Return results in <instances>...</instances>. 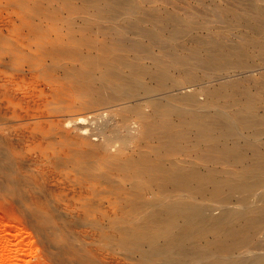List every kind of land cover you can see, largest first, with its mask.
Returning a JSON list of instances; mask_svg holds the SVG:
<instances>
[{"label":"bare ground","instance_id":"obj_1","mask_svg":"<svg viewBox=\"0 0 264 264\" xmlns=\"http://www.w3.org/2000/svg\"><path fill=\"white\" fill-rule=\"evenodd\" d=\"M18 1L17 0H0V5L1 4H4L5 6L11 5V7L15 8V6H17L18 4ZM86 1L88 3L89 8L90 7H93L95 9L100 8V11L103 10L104 13L105 11L107 13V10L113 11L116 7L121 8L119 6H125V8L131 11L132 15L135 14V12H137L140 9L139 5H137L136 3H132L129 0H119V1L118 0H112V1L111 0H86ZM244 1L249 10V15L245 18V22H246L245 24L250 29V32L248 33L239 32V34H237V38L234 40L226 41L225 39H227V37L225 35H222L223 33H221L222 28L226 30L227 27H229L230 25L236 26V24H238V20L236 16L234 15L231 16V22H229L228 25L226 24L225 27H220V26L213 25V24L211 25L206 22L200 23V22L192 21L178 14H172L170 12L166 13L165 11L162 10L163 13L158 12V13L153 14V18L149 21L142 19V18H138V17L133 19L129 16H125V18L122 19L123 25H125V27L127 28L125 29L129 31L133 36L132 38L125 39L126 37L124 38V36L121 35L119 36V42H122L123 45L131 49V52H133L132 53L133 54L132 57L134 59L133 61L125 60L126 58L124 57L123 54H116L115 52L113 53L112 48H109V47L105 48V46L103 47L102 50L97 49L101 51L95 53L94 55H92L91 53L85 55L87 56V58L85 59H88L86 61L87 62L86 65H90V66L92 65V67L93 65L94 67L96 66L95 69L97 72V77L95 78V80L100 81V83L103 85V88L108 87L113 92V96L115 94L118 97V99H115L116 101L118 100V102L115 104L116 106L115 108H111L106 111L108 113L107 114L108 116H106L107 118H105L106 120L98 121V122L95 121L97 127L95 128V132L92 133V136L93 135L95 137L97 136L96 138H98L99 140L102 139L100 141L101 144L102 142H104L102 145L94 141L85 142V139L87 138L85 136L87 130H85V128H81L82 127L81 125L82 124L84 125L85 119H86L85 122H87L88 120L87 118L84 117L85 119H83L78 114L77 116L79 117H77L75 121H73L71 120V118H68L71 115L67 116V118L69 119V124L71 121H73V123L77 125L76 130H79V132L77 133L76 139L74 140L77 146L83 147L86 145V146H89L90 148V150L87 151V155H85V152L81 153L80 150H77L78 153L73 151L74 153H72L71 156L66 155V157L70 158L78 166L76 170L79 171L80 169L83 168V169H87L88 171L95 172L94 169L97 166L93 165L92 163L93 160L91 161V159L96 154L95 155L93 154L95 153V151H99L100 149H102L104 150L103 154L106 156V159H108L110 156H112V154L107 153V151L109 149V145H112L111 142L113 139L115 140L116 138H118L119 142L122 141V143L127 144L129 141L131 142L133 140H136V141L138 139L140 140V138L138 137L143 131L145 132V136L147 135L146 134L147 132L149 134L147 135V137L157 142L154 148H152L151 146V150L149 151L140 150L139 152L137 151L135 152V153H138L137 157H135V155L134 157L126 156V158L123 160L120 157V155L122 153L121 149L124 150V148L120 147L121 144L118 145V148L119 147L120 148L117 149L116 152L115 151L114 152L116 153L115 154V156H117L116 158L120 159L119 160L120 162L116 161V165L118 164L117 162H119L117 169L121 170L122 172L116 175V178L114 177L115 175H113V177L112 176L108 177V175L110 176L111 174H106L105 172L100 173L101 171L99 172V170L96 174L98 175V177L99 176L101 177V174H103V176L107 175L106 177L102 176L103 179L102 177L101 178L99 177V179H102L105 181L104 178L106 179L108 178L107 182L111 181L110 182L111 184L109 185V187H110V192L112 193V196L106 199L105 201L107 202L110 208L112 207V208L117 209L116 211H110L108 213H105L104 215H101L100 213L101 216L99 217H101L102 220L101 218L99 220H101V222L105 221V223H103L105 225L107 222L111 225L110 228L106 227V230H108L110 233L113 232L111 233L112 235L109 236L111 237L110 239L114 240L116 244L122 246V248L125 247L126 253L127 251L131 249L139 253L138 255L139 259L136 263L134 262L135 264H264V0H244ZM20 2L24 3V0L23 1L21 0ZM29 3L27 5H29ZM32 9L36 10L35 8H32ZM41 9H44V8H41ZM128 10L125 9L126 12ZM218 10L220 11V9ZM21 11L22 10H20V12ZM50 11L52 12V10ZM155 11H156V8H155ZM35 12H37V10ZM119 12L118 14L115 13L116 15L113 13L115 18L117 15L121 16L122 12L121 13ZM31 13L29 12V14ZM49 15H51V13ZM120 16H117V17H120ZM17 17L19 18V15ZM29 17L31 18V16ZM37 18L39 17L37 16ZM113 20H114L113 16L109 18L108 22L111 24V26H108V27H110L109 29L115 31V30H118L120 27L117 29V26H116L117 24H115ZM84 21L85 19L83 18V22ZM38 22L41 23V21H38ZM67 24L70 25L71 23L67 22ZM73 25L75 26L76 24H73ZM83 26L85 27V25ZM121 27L124 28L123 26ZM57 28H58L57 25H55L54 30H56ZM99 28H102V27H99ZM103 28H106V27H103ZM30 30H32V28ZM48 30L46 31L48 32ZM104 30L102 31L105 32ZM37 31L39 32L40 30H37ZM44 31L45 30H43V33ZM58 31L59 30H57V32ZM127 31H124V32H126L127 35L130 34ZM115 33H118V32H115ZM48 37L50 38V36ZM69 37L70 38L72 37L71 34ZM56 39L54 42H57ZM80 40L83 41V39H79V41ZM59 41L62 42V39ZM74 41L78 42V39ZM61 42L59 43L62 44ZM87 42L86 44H84L85 46H87V44L90 43V42L89 43ZM91 42H93L94 44V40ZM82 43H84V41ZM105 43L106 42H104V44ZM56 45H58V43ZM97 45L100 46L101 44H97ZM36 46L38 45L36 44ZM64 46L66 45L64 44ZM64 46H62V48ZM82 46L83 45H80V47ZM125 46L123 47L127 48ZM71 47H74V46L72 45ZM88 47L91 48L90 46ZM62 50H65V49L63 48ZM0 51H1V48H0ZM125 51L126 50H124V52ZM118 52H119V49H118ZM20 53L22 52L20 51ZM71 53H73L74 55V57L73 56L69 57V59L71 58L70 59L71 61H73L72 58H78V60H83V59H79L78 55L81 56L79 52L73 51ZM141 53H143V55H140ZM83 56L84 55H82V57ZM145 58L148 60V62H144L142 60V59L145 60ZM55 60L57 61L58 59L54 58V62L56 63ZM54 62L52 63L54 64ZM74 62L75 61H73L72 63ZM78 64L79 63H75V65H78ZM84 64L85 63H83V65ZM44 65H46L47 67V64H44ZM56 65H57L56 67L58 68V62L56 63ZM69 68L71 69V67ZM39 69L41 70L42 68H39ZM95 69H94V72H92L90 69H87V70L85 69V70H86L87 75H90L91 77L94 78V76H96ZM14 71H17V70L15 69ZM21 73H23V71ZM3 80H5L4 77H3ZM88 80H90V77ZM9 82L10 81H8V83ZM84 82H85V79H84ZM5 83H7V81ZM9 85L11 84L9 83ZM14 86L16 87V85ZM78 86H81V85H78ZM10 87L11 86H9V88ZM9 88L8 90H10ZM12 88L13 87H11V90H13ZM21 88L18 89L20 90V92H21ZM26 88L27 87H25L23 90H27ZM86 89L89 90V88H86ZM18 90H17V94H18ZM89 91H92V90H89ZM89 91L83 95L89 94ZM8 92L12 93L13 91H8ZM91 93L89 95H91ZM98 94H101V93L98 92ZM13 95H14V92H13ZM78 96L82 97V95L81 96L78 95ZM113 96L112 98L114 99L115 97ZM107 99H109V97ZM102 101H105V100L102 99ZM102 101H101V104H103ZM110 102L111 100L108 103L106 101L107 104H110ZM88 105H91V104L89 103ZM93 105H96V104L93 103L92 106ZM131 106L134 107L135 110L138 112L137 118L136 117L130 118V117H127L125 115L118 113V111L123 110L127 107H131ZM72 107L73 106L69 108H72ZM75 108L73 107V109ZM15 110L17 109L15 108ZM98 110H100L101 112L100 108ZM126 110H127L126 113H128L129 109H126ZM121 112H124V111H121ZM32 113L34 114L35 112H32ZM129 113L131 114L130 111ZM38 114H40V112ZM93 114L95 117L94 120H97L96 118L97 116H95V113H92V116ZM104 114L106 113L104 112ZM100 115L102 116L103 114H100ZM46 117L48 118V116ZM67 118H65L64 120L65 122ZM7 120L8 119H6V122ZM67 124H64V126ZM69 126L72 127L75 125L70 124ZM69 126H67V128ZM155 127H158V131L157 132L155 131L154 133L152 130L153 128L155 129ZM50 131L52 130L50 129ZM150 131H152V133ZM4 136L5 135H3L2 137ZM44 138L46 139V137ZM62 138L65 139V137H63V134H62ZM7 140L4 139V143L5 141L9 143L10 141L9 137ZM70 143L67 144L66 148H68ZM117 143L118 142H116V145ZM60 144H63V143H60ZM128 146H127L128 148L127 150H130L129 149L130 146L129 147ZM80 147H77V148H80ZM146 149H148V146ZM1 151H0V166L2 165V162L8 164L9 161L14 160V159L13 160L5 159L7 158L6 154L8 153H4V151H2L5 154L3 155ZM7 151L8 149L6 150V152ZM48 157L50 158V156ZM54 158H52L51 156L50 159H54ZM94 158H96V156ZM4 159L6 160V162L3 161ZM96 159L98 160V158ZM28 162L31 163V161H28ZM28 162L25 163L27 167L22 163V166H25L24 169L26 168L28 169L29 164H30ZM15 163L14 165L17 166V164ZM55 163L57 162L55 161ZM57 164H60V162ZM38 165L40 167V165H42V161ZM32 166H31V169L29 168L30 170L28 169V171H32ZM100 166H102V164H100ZM39 167L36 168V170H38ZM22 168L23 167H21V169ZM113 168H115V166ZM33 169H35V167H33ZM108 169L109 168H107V170ZM17 170L19 171V169ZM52 170H49V172ZM42 171L43 170H41L40 172L42 173ZM1 172L3 173V169H1ZM13 172L11 171V174ZM115 172H119V171H115ZM22 173H23V177H25L26 179V175L24 174V172ZM11 174L9 177L6 175L3 183L6 182L10 186L13 185V187H17L19 185V181H21L20 183H22L23 178L19 180L17 179V177L15 178V175L13 174H12L13 177H11ZM15 174L17 176L20 174L18 178H21L20 176L22 174L20 173V171H19V174L18 173H15ZM37 174L39 175V173ZM86 176H89V175L86 174ZM109 178L111 179L114 178V179L110 180ZM3 183H0V184L3 185ZM98 183L99 181L97 180V183L95 181L94 183L95 185L94 184L93 185L96 186ZM8 185L6 184V187ZM30 186L28 187L30 188ZM1 187H4V186H1ZM13 187H12V190L15 189ZM29 188H28V191H29ZM43 188L45 187L43 186ZM81 188H83L84 190V186ZM2 189L4 190V188ZM9 189L11 188H8V190ZM16 190L17 189H15V191ZM90 191H91V188H90ZM31 192L32 191L30 190V193ZM81 192H84V191H80V193ZM33 193L36 194L37 192H33ZM84 193L86 194V192ZM90 193L92 194V192ZM17 194L19 193L17 192ZM44 194L48 195L47 193H44ZM36 197H39V196H36ZM42 197H44V195H42ZM50 199L52 200L51 197L49 198V200ZM56 202L58 203V201ZM44 203H48V202L44 201ZM90 206L92 207L95 205L90 204ZM31 207H34V206H31ZM48 210L50 211L51 209H48ZM53 210L54 209L51 210L52 213L54 212ZM40 211L41 212L39 213H42L44 215L46 213L45 218L42 217L43 215L38 213L39 215H41L40 217L43 218V221L44 223H46V225L51 224V223L53 224L56 223L58 225V223L56 222L57 218L56 220H54L55 218H53L54 217L53 214L55 213L52 214L50 212H45L47 210H45L44 211L45 213H43L42 209H40ZM66 215L68 214L66 213ZM56 216L58 217V215ZM40 219L38 222L42 220ZM58 221L60 220L58 219ZM42 222H41V225L44 224ZM97 224L99 225V223H95V225ZM50 226L48 225L47 227H49L50 229ZM101 226L103 225H100L99 227L101 228ZM96 227L97 226H95V230L97 231V228L99 229V227L97 228ZM100 231L102 232L103 228L102 230H99L98 232L101 233ZM57 233L55 232L53 234L56 235ZM103 234L102 236L99 235V239H104L103 237L105 235L103 236ZM62 236L63 235H61V238ZM106 237L107 235L105 236V239ZM67 239H68V236H67ZM67 239L65 240L67 241ZM71 239H75V238H70V240ZM72 241L73 240H71L69 243L63 242L64 244L62 245H64V247L63 246L62 247L64 248V252L68 251L73 261L75 262L83 261L82 263L85 262L84 264H86L88 262L86 259H84L86 258V256H84L81 252H79L80 250L78 247L79 246L78 243L80 244L79 240H77L78 243L77 241L76 243ZM114 241H108V242L111 244H115ZM86 247L83 248L84 251L82 250L80 251H82L83 253H87L88 251L85 252V250H87ZM77 248L79 250H77ZM80 248H82V246ZM85 255H89V254H85ZM90 258L92 259V257ZM90 261L91 260H89L87 264H91Z\"/></svg>","mask_w":264,"mask_h":264},{"label":"rangeland","instance_id":"obj_2","mask_svg":"<svg viewBox=\"0 0 264 264\" xmlns=\"http://www.w3.org/2000/svg\"><path fill=\"white\" fill-rule=\"evenodd\" d=\"M20 1L21 0H19L18 4H17V6L18 5L19 6L18 7L15 6V8L11 7V5L5 6L4 4H1L3 7L0 5V10L2 11V12L0 11V16H1L0 17V48H1L0 64L2 62L1 66L3 65L2 67L0 66V87L2 88V89L0 88V119H1L0 120V135H1L0 136V140H1L0 141V151L2 150V151H4V153H8V154H6L7 158H5V159H7V160H13L14 159L13 161H9V163H11L13 165H11L9 163L6 164V163L2 162V165L5 164L4 166L7 167V165H8V167L6 168L2 165L0 166V183H3L8 172H9V174L7 176L8 177L10 176L11 171L12 172L15 171L12 173L13 175H15V178L17 177V179H19V180H21L23 178L22 183H20L21 181H19V185L17 187H13V185L10 186L6 182H4L3 185L0 184V264H84L85 262L82 263L83 261L82 262L80 261L81 263L73 261L69 252L68 251L64 252V248H63L64 245H62V244L66 243V242L69 243L71 240H73L74 243H76V241L79 240L80 244L77 241V243L79 245V246L78 245L77 246L82 251H84L83 248L87 246L86 247L87 250H85V252L88 251L89 253L88 252L83 253L78 248H77V250H79V252H81L84 256H86V258H84V257L83 258L86 259L88 262H89V260H91L90 261L91 264H93V263L94 264H135L139 259V256H138L139 253L137 251L132 250V249L129 250V248H128L129 251H127V253L128 254L133 253V254H131L132 256L129 254L130 255V257H129V255L125 252L126 251L125 247H124L125 248V250H124V248H122V246L117 245L114 240L110 239L111 237H109V236H111L112 235L111 233H113V232L110 233L108 230H106V227L110 228L111 225L107 222L106 225H108V224L109 225L106 226L105 224H103V223H105V221L101 222L102 218L99 216L104 215L105 213H108L110 211H116L117 209L112 208V207L110 208L108 206L107 202L105 201L106 199H108L109 197L112 196V193L110 192V187H109V185L111 184L110 183L111 181L107 182L108 178L107 179L104 178L105 181L107 182L106 183L102 179H103V177H106L107 175L103 176V174H101V177L102 176L103 177H102V179H99L100 176L98 177V175H96V174L99 170V172L101 171L100 173L105 172L106 174H111L110 176L108 175V177H111V176L113 177V175H115L114 177L116 178V175H118L119 173L122 172L121 170L117 169V166L120 162L119 161L120 159H117L116 158L117 156H115V154H116L115 152L117 149H119L120 147L124 148V150L121 149L122 153L120 155V157L123 160L126 158V156L127 157L128 156L134 157V155H135V157H137L138 153H135L137 151L139 152L140 150H143V151L151 150V146H152V148H154V146H156L157 142L149 139V137H147V135H149L147 132H146L147 135L145 136V132H143V131H142L143 134L141 133L140 136L138 137V138H140V140L139 139L137 141L133 140L131 142L129 141L128 142L129 144L127 143L130 147L127 144L122 143L121 140H120L121 142H119L118 138H116L115 140L113 139L114 141L112 140L111 143H112V145L114 143V145L113 146L109 145V149L107 148L108 149L107 153L112 154V156H110L108 159H106V156L103 154L104 150H102V149H100L99 151H95V153L93 154V155L96 154L95 156H96V158H98V160H97L96 158H94L95 157L94 156L91 159V161L93 160L92 161L93 165L97 166V167L94 166L96 169V170L94 169L95 172L88 171L87 169H83V168L80 169L79 171L76 170L78 168V166L70 158L66 157V155L71 156V154L74 152H77V150H80L81 153L85 152V155H87V151H89L90 148H89V146H86V145L83 147L77 146V144L74 140L76 139V136H77V133L79 132V130H76L77 125L75 123H73V121H75V119L79 116H81L83 119L87 118L88 119L87 122H85V120H86L85 119L84 125L83 124L81 125L82 126L81 128H85V130H87L86 135H85L87 138L85 139V142L94 141L96 143H100V141L102 139L99 140L98 138H96L97 136L96 137L94 135L92 136V133L95 132V128L97 127L95 121L98 122V121L106 120L105 118H107L106 116H108L107 115L108 113L106 111L111 109V108H115L116 107L115 104L118 102V100L117 101L115 100V99H118V97L115 94L113 96V92L108 87L103 88V85L100 83V81L95 80V78L97 77V72L95 69L96 66L94 67V65H93V67L95 69V75L96 76H94V78H93L90 75H87V73H86L87 69H90L92 72H94V69H93L92 65L91 66L86 65V63H87L86 61L88 59H85V58H87V56H85V55L90 54V53L92 55H94L95 53L101 51L103 49V47L105 46V48L106 47L112 48L113 53L115 52L116 54H123L124 57L126 58L125 60L133 61L134 60L132 57L133 52H131V49L129 47L123 45L122 42H119V36H121V35H123L124 38L126 37L125 39L132 38V36H133L129 31L126 30L127 28L125 27V25H123L122 19L125 18V16H129L133 19L138 17V18H142V19L149 21L153 18V14L158 13V12L161 13L162 10L165 11L166 13L170 12L172 14H178V15L185 17V18H188L192 21H196V22H200V23L206 22V23H209L211 25L213 24V25H217L220 27H225L226 24L228 25V23L231 22V16L234 15V16H236V18L238 20V24H236V26L230 25L229 27H227L226 30L224 28L221 29V33H223L222 35H225L227 37V39H225L226 41L234 40L237 38V34H239V32L240 33L241 32H243V33L250 32V29L245 24L246 23L245 18L249 15V10L246 6V3L244 0H129L130 2L136 3L137 5L140 6L139 7L140 11L138 10L137 12H135V14L132 15L131 11H129L127 8H125V6H119L121 8L116 7L113 10L114 12L107 10V13L105 11V13H106L105 14L103 10L100 11V8H97V9H95L93 7L89 8L86 0H64V2H63V0L62 1L61 0H59V1L58 0H50V1L48 0V2H47V0H45L46 2L43 0H34L36 2H34L33 0H31V1L26 0V2H25V0H24V3L20 2ZM29 2H31V3H29ZM49 2L52 4H50ZM28 3H29V5H27ZM23 5L25 6V8ZM50 5H51V7H50ZM28 6H30V7H28ZM63 7H65V8H63ZM32 8H35L37 10V12H35L36 10H33ZM41 8H44V9H41ZM91 8H93V9H91ZM124 8L128 11L126 12ZM155 8H156V11H155ZM19 9L22 11L20 12ZM47 9H48V11H47ZM60 9H61V11H60ZM121 9H122V11H121ZM141 9H142V11H141ZM218 9H220V11ZM50 10H52V12ZM45 11H46V13H45ZM117 11L118 12L120 11L119 13L122 12V14H121V16L117 15L120 17L116 16V18H115L113 13L118 14ZM29 12L30 13L32 12V13L29 14ZM40 12H42V13H40ZM165 12H164V14H165ZM36 13H37V15H36ZM50 13H51V15H49ZM99 13H101V14H99ZM39 14H40V16H39ZM42 14H44V15H42ZM18 15H19V18L17 17ZM45 15H47V16H45ZM52 15H54V16H52ZM29 16H31V18ZM37 16L39 18H37ZM98 16H100V17H98ZM107 16H109V17H107ZM112 16L114 18L113 22L115 24H117L116 25L117 29L120 27L118 30H115V31L109 29L110 27H108V26H111V24L108 21H109V18ZM23 17H24V19H23ZM50 18H52V19H50ZM83 18L85 19L84 22H83ZM3 20H5V21H3ZM121 20H122V22H121ZM22 21H23V23H22ZM38 21H41V23H39ZM54 22H56V23H54ZM67 22L71 23V24L69 25V24H67ZM11 23H12V25H11ZM72 23L76 24V25L74 26ZM36 25L38 26V28ZM55 25H57V27H58L56 30H54ZM83 25H85V27ZM67 26H69V27H67ZM76 26L79 29H77ZM121 26H123L124 28H122ZM99 27H102V28H99ZM103 27H106L107 29L103 28ZM31 28L34 31L30 30ZM73 28L74 29L76 28V29L74 30ZM37 30H40V31L38 32ZM43 30H45L44 31L45 34L43 33ZM46 30H48V32ZM57 30H59V31L57 32ZM102 30H104L105 32H103ZM119 31H121V32H119ZM124 31H127L130 34L127 35L126 32H124ZM40 32H41V34H40ZM73 32H74V34H73ZM115 32H118V33H115ZM90 33H92V34H90ZM121 33H123V34H121ZM20 34H21V36H20ZM70 34L72 36L71 38L69 37ZM104 34H106V35H104ZM107 34H109V35H107ZM44 35H45V37H44ZM36 36H37V38H36ZM48 36H50V38ZM29 38H31V39H29ZM56 38H58V39H56ZM63 38H65V39H63ZM112 38H113V40H112ZM116 38L118 41L116 40ZM43 39H45V40H43ZM55 39L57 42H54ZM61 39H62V42L59 41ZM77 39H78V42L74 41ZM79 39H83L84 43H82L83 42L82 40H80L81 41V43H80ZM92 39L94 40V44H93V42H91V41H93ZM85 41L86 42L88 41L87 43H89V42L90 43L87 44V46H85L84 45V44H86ZM8 42H10V43H8ZM59 42H61L62 44H60ZM104 42H106V43L104 44ZM55 43L56 44L58 43V45H56ZM78 43H80V44H78ZM95 43L101 44V45L99 46ZM112 43H114V44H112ZM115 43L118 46H116ZM36 44L39 47L36 46ZM64 44L66 46H64ZM110 44H112V45H110ZM72 45L74 47H71ZM80 45H83V46L80 47ZM11 46H13V47H11ZM32 46H34V47H32ZM62 46H64L63 48L65 50H62L63 49ZM68 46H69V48H68ZM88 46H90L93 49L89 48ZM98 46L101 48H99ZM119 46H120V48H119ZM123 46L127 47L128 50H127V48H124ZM77 48H79V49H77ZM117 48L119 49V52H118ZM94 49H96V50L101 49V50L96 51ZM16 50H17V52L18 51L19 52L17 53ZM124 50H126V51L124 52ZM20 51L22 53H20ZM73 51L79 52L81 54V56L78 55L79 59H83V60H78V58H72V60L75 61L74 63H72L73 61H71L70 60L71 58L69 59V57H71V56L74 57L73 53H71ZM62 52H64V53H62ZM7 53H9V54H7ZM42 53H44V54H42ZM67 54H68V56H67ZM69 54H70V56H69ZM82 55H84V56L82 57ZM140 55H143V53H141ZM129 57H131V58H129ZM54 58L59 60V61L55 60L56 63L58 62V68L56 67L57 65L54 62ZM142 60L144 62H148V60L146 58H145V60L144 59H142ZM51 61L54 62V64ZM66 61H68L69 63ZM75 63H79L80 65L79 64L75 65ZM83 63H85L84 64L85 66L83 65ZM44 64H47V67ZM59 64L61 67L59 66ZM9 66H11V67H9ZM69 67H71V69ZM37 68L39 71L37 70ZM39 68H42V69L40 70ZM15 69L17 71H14ZM21 70L23 71V73H21L22 72ZM19 71H21V72H19ZM27 71H29V72H27ZM77 73H79V74H77ZM1 77H2V79H1ZM3 77L7 81V83H5L6 81L3 80ZM89 77H90V80H88ZM84 79H85V82H84ZM8 81H10L9 83L11 85H9ZM1 83H3V84H1ZM18 83L19 84L21 83L22 85L21 84L19 85ZM84 83L86 85L88 84L90 87L88 85L86 86ZM14 85H16V87ZM78 85H81V86H78ZM91 85H93V86H91ZM9 86L13 87L12 88L13 90H11V87L9 88ZM7 87L10 90H8ZM25 87H27L26 88L27 90H23ZM44 87H45V89H44ZM20 88H21V92H20V90H18ZM86 88H89V90H92L93 92L89 91ZM97 89H99V90H97ZM17 90H18V94H17ZM8 91H13L14 95H13V92L11 93ZM88 91H89V94L91 92L93 93V94L91 93L92 96L89 94H87L88 96L83 95V94H86V92H88ZM22 92H24V93L26 92V93L24 94ZM98 92L101 94H98ZM103 94H105V95H103ZM78 95H80V96L82 95V97H79ZM106 95H108V96H106ZM97 96L100 98H98ZM112 96L115 98L113 99ZM14 97H15V99H14ZM24 97H26V98H24ZM89 97H91V98H89ZM108 97H109V99H107ZM19 98H21V99H19ZM101 98L105 101H102ZM25 99H26V101H25ZM110 100H111L110 104H107ZM22 101H23V103H22ZM62 101H64V102H62ZM86 101H88L91 105H88L89 103ZM101 101L104 105L101 104ZM106 101H107V103H106ZM3 102H5V103H3ZM29 103H30V105H29ZM93 103L96 105L92 106ZM71 106H73L74 108L76 106V108L75 109H73V107L69 108ZM103 107L105 108V110ZM2 108H4V109H2ZM15 108L17 110H15ZM99 108L101 109V112H100V110H98ZM106 108H108V109H106ZM126 109H129L128 113H126V111H127ZM13 111L14 112L16 111V112L14 113ZM57 111H58V113H57ZM85 111L88 113H86ZM121 111H124V112H121ZM129 111L131 112V114L129 113ZM32 112H35V113L33 114ZM39 112H40V114H38ZM99 112H100V114H103V115L101 116L99 114ZM104 112L106 114H104ZM41 113H43V114H41ZM92 113H95V116H97L96 117L97 120H94L95 117H94V114L92 116ZM118 113L125 115L127 117H130V118H135V117L137 118V116H138V112L132 106L127 107L123 110H120V111H118ZM78 114H79V116H77ZM60 115H61V117H60ZM69 115H71V116H69ZM73 115H74V117H73ZM86 115H87V117H86ZM139 115H140V113H139ZM46 116H48V118ZM67 116H69L68 118H71V120H73V121L70 120L71 121L70 124H73L75 126H72V127L69 126L70 124H69V119L67 118ZM89 116H91V117H89ZM118 117H116V118H118ZM65 118H67L66 122L64 121ZM6 119H8L7 122H6ZM49 121H50V123H49ZM64 124H67V125L64 126ZM67 126H69V127L67 128ZM27 128H29V129H27ZM50 129L52 131H50ZM4 130L6 133L4 132ZM1 131H3V132H1ZM152 131L154 133H155V131L157 132L158 127H155V129L153 128ZM152 131H150V132L152 133ZM3 133H5V134H3ZM17 133H18V135H17ZM2 134L5 136L2 137L3 136ZM19 134H20V136H19ZM39 134L43 137H41ZM62 134H63V137H65V139L62 138ZM33 136L34 137L36 136V137L34 138ZM8 137L10 139L9 143H7ZM22 137H24V138H22ZM44 137H46V139ZM89 138H90V140H89ZM94 138H95V140H94ZM4 139L7 140V142L5 141V143H4ZM20 139H21V141H20ZM16 140H17V142H16ZM22 140H24L25 142ZM65 140H66V142H65ZM97 140H99V141H97ZM116 140H118V141H116ZM115 141L118 142L117 145H116ZM10 143H11V145H10ZM60 143H63V144H60ZM65 143H66V145H65ZM69 143L71 146L69 145L68 148H66L67 144H69ZM72 143H73V145H72ZM103 143L104 142H102V144ZM102 144L100 143V145H102ZM118 145H120L119 148H118ZM126 145L129 147L130 150H127L128 148ZM62 146H64V147H62ZM110 146L112 149L110 148ZM147 146H148V149H146ZM9 147H10V149H9ZM77 147H80V148H77ZM7 149H8V151L6 152ZM42 150H44V151H42ZM133 150H134V152H133ZM54 151H56V152H54ZM4 153H3V155H5ZM49 153H50V155H49ZM21 154H23V155H21ZM45 154H46V156H45ZM55 155H57V156H55ZM60 155L62 158L60 157ZM11 156H13V157H11ZM48 156H50V158H51V156H52V158H54V157L55 158L50 159ZM64 156L68 159H66ZM32 158L35 161H33ZM41 158H42V160H41ZM44 158L46 159V161ZM5 159L3 161L6 162ZM49 160H50V162H49ZM28 161H31V163ZM41 161H42L43 166L40 165V167H39L38 164H40ZM55 161L57 163L60 162V164L62 166L60 164L55 163ZM104 161H106V162H104ZM116 161H119V162H117L118 163L117 165H116ZM13 162L14 163L16 162L15 164H17V166L14 165ZM27 162L31 164V165L29 164L28 169L29 168L31 169V166L34 164L32 166V171H28L27 168L24 169L25 166L27 167V165L25 164ZM22 163L25 166H22ZM44 164L47 167H45ZM100 164H102V166L106 165L107 167L104 166V167H106V168H104V167L100 166ZM41 166H42V168H41ZM114 166H115V168H113ZM2 167H4V168H2ZM18 167H20V168H18ZM21 167H23V168L21 169ZM33 167H35V169H33ZM38 167H39V169L36 170V168H38ZM107 168H109L110 170L109 169L107 170ZM1 169H3V173L1 172ZM17 169H19L20 173L22 174L20 176L21 178H18V176L20 174H19V171ZM40 169L43 170L42 173L40 172L41 171ZM49 170H52V171L49 172ZM103 170H105V171H103ZM36 171H37V173H39V175L36 173ZM115 171H119V172H115ZM22 172H24V174L26 175V179H25V177H23ZM15 173H18L19 175L17 176ZM32 173H34V174H32ZM12 174H11V177H13ZM27 174L29 177L27 176ZM86 174H88L89 176H86ZM93 175L94 176L96 175L98 177V179L96 176L94 177ZM45 177L48 179H46ZM87 177H88V179H87ZM35 178L37 181L35 180ZM109 179L112 180L114 178H112V179L109 178ZM97 180L99 181V183L96 185L97 186L96 187V186H94L95 185L94 183H95V181L97 183ZM5 183L8 185L7 187H6ZM1 186H4V187H1ZM28 186H30V188ZM43 186L45 188H43ZM83 186H84V190H83V188H81ZM12 187L17 189L16 191L19 194L21 193L20 194L21 196L19 194H17L15 189H13L14 190V192H13ZM25 187H26V189H25ZM2 188H4V190ZM8 188H11V189L8 190ZM28 188H29V191H28ZM38 188H40V189H38ZM90 188H91V191H90ZM85 189H86V191H85ZM30 190L32 191L31 193H30ZM104 190H105V192H104ZM25 191H27L28 194ZM80 191H84V192H86V194L84 192L80 193ZM33 192H37V193L35 194ZM75 192L78 194H76ZM90 192H92V194ZM108 192H110L111 194ZM44 193H47L48 195H46ZM33 195H35V196H33ZM42 195H44V197H42ZM36 196H39V197H36ZM16 197L19 199H17ZM48 197L49 198L51 197L52 200L51 199L49 200ZM20 198H22V199H20ZM36 198H38V199H36ZM19 200H20V202H19ZM42 200H44L45 202H48V203H44V201H42ZM56 201H58V203ZM18 202L20 205L18 204ZM15 203H17V204H15ZM36 203H38V204H36ZM48 204L49 205L51 204V205L49 206ZM90 204L95 205V206L91 207ZM43 205H44V207H43ZM47 205H48V207H47ZM79 205H80V207H79ZM31 206H34L35 208L31 207ZM29 207H30V209H29ZM39 207H40V209L43 210L42 211L43 213H45V212L52 213L51 210L54 209L53 213H55V214H53V213L52 214L54 216L53 218H55L54 220H56V218H57L56 222L58 223V225L56 223L55 224H53V223L48 224L49 226L52 225V226H50V229H49V227H47L48 225H46V223H44V221H43V218H45L46 213H45V215L42 213H39V212H41ZM31 208H33V209H31ZM48 209H51V210L49 211ZM45 210H47V211H45ZM65 212L68 215H66ZM38 213L43 215L42 216L43 218H41L40 217L41 215H39ZM100 213H101V215H100ZM56 215H58L59 218ZM36 216H37V218H36ZM100 218H101V220H99ZM39 219L41 220L40 222H38ZM58 219L60 221H58ZM91 221L92 222L94 221V222L92 223ZM98 221H100L102 224ZM41 222L44 223L46 226L44 224L41 225ZM95 223H99V225L98 224L95 225ZM94 225L97 227H99L100 225H103L104 227L101 226V228L99 227V229L96 227L97 228V231H96ZM54 226H55V228H54ZM52 228H54V229H52ZM102 228H103L102 232L105 234H103L101 231H100L101 233L98 232L99 230H102ZM91 229H93V230H91ZM111 231H113V230H111ZM55 232L56 233L58 232L57 234L60 236H58L57 234H56L57 236L55 234H53ZM108 233H110V234H108ZM64 234H65V236H64ZM102 234H103V236L107 235L108 238L106 237V239H105V236H104L103 237L104 239H99V235L102 236ZM61 235H63L62 238H61ZM67 236H68V239H67ZM70 238H75L77 240H75V239L70 240ZM65 239H67V241ZM107 239H108V241H114L115 244L109 243L107 241ZM64 241H66V242H64ZM81 246H82V248H80ZM85 254H89V255H85ZM90 257H92V259Z\"/></svg>","mask_w":264,"mask_h":264}]
</instances>
